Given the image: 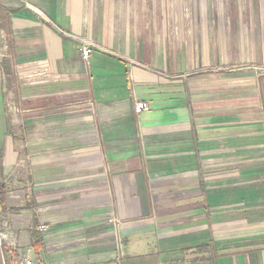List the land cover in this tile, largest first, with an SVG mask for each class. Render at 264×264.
<instances>
[{"label":"crops","instance_id":"crops-1","mask_svg":"<svg viewBox=\"0 0 264 264\" xmlns=\"http://www.w3.org/2000/svg\"><path fill=\"white\" fill-rule=\"evenodd\" d=\"M258 117L264 0H0L4 264H264Z\"/></svg>","mask_w":264,"mask_h":264},{"label":"built area","instance_id":"built-area-1","mask_svg":"<svg viewBox=\"0 0 264 264\" xmlns=\"http://www.w3.org/2000/svg\"><path fill=\"white\" fill-rule=\"evenodd\" d=\"M81 52H82V60L84 62H88L89 55L91 52V48L89 47V45L83 46ZM150 110H151V106L145 102L134 103V113L136 114L148 113ZM40 230L45 231L46 228L42 226ZM6 240H7L6 233H4L0 227V249L7 245ZM7 247H11V246L8 245ZM4 263H5L4 257H2L0 254V264H4ZM14 264H34V263L30 259L21 258L14 261Z\"/></svg>","mask_w":264,"mask_h":264},{"label":"rangeland","instance_id":"rangeland-1","mask_svg":"<svg viewBox=\"0 0 264 264\" xmlns=\"http://www.w3.org/2000/svg\"><path fill=\"white\" fill-rule=\"evenodd\" d=\"M259 118H260L259 122H261L262 125H261V128L257 127V129H256L258 134L261 132L260 129H262V128H263L262 131L264 133V122H263L264 120L261 117H258L257 120H259ZM248 133H249V131H248ZM252 135H253V131H252ZM258 156H264V153L263 154H259ZM254 164H256L254 169L258 168V167H260V169H264V160H259V161L255 162ZM249 168L252 169L250 166H249ZM231 175H232V173L229 174V176H230V186H234V184H238V183L242 182L243 184L244 183L245 184L252 183L250 185H252L253 187H257V188L260 187V188L264 189V173L263 172H261V174H255L256 175L255 179L248 178V177H245V178L240 177L239 179H237L236 176H235V178H231ZM233 175H235V173H233ZM261 199H262V205L264 207V193H263ZM262 214L264 215V208L262 209Z\"/></svg>","mask_w":264,"mask_h":264},{"label":"trees","instance_id":"trees-1","mask_svg":"<svg viewBox=\"0 0 264 264\" xmlns=\"http://www.w3.org/2000/svg\"><path fill=\"white\" fill-rule=\"evenodd\" d=\"M5 188L0 186V210L4 208L5 203Z\"/></svg>","mask_w":264,"mask_h":264}]
</instances>
